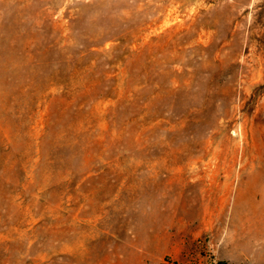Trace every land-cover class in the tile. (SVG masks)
I'll use <instances>...</instances> for the list:
<instances>
[{"label":"rangeland","instance_id":"1","mask_svg":"<svg viewBox=\"0 0 264 264\" xmlns=\"http://www.w3.org/2000/svg\"><path fill=\"white\" fill-rule=\"evenodd\" d=\"M219 261L264 264V0H0V264Z\"/></svg>","mask_w":264,"mask_h":264},{"label":"built area","instance_id":"2","mask_svg":"<svg viewBox=\"0 0 264 264\" xmlns=\"http://www.w3.org/2000/svg\"><path fill=\"white\" fill-rule=\"evenodd\" d=\"M217 264H229L226 261H219Z\"/></svg>","mask_w":264,"mask_h":264},{"label":"bare ground","instance_id":"3","mask_svg":"<svg viewBox=\"0 0 264 264\" xmlns=\"http://www.w3.org/2000/svg\"><path fill=\"white\" fill-rule=\"evenodd\" d=\"M242 233V232H241ZM244 235V234H243Z\"/></svg>","mask_w":264,"mask_h":264}]
</instances>
